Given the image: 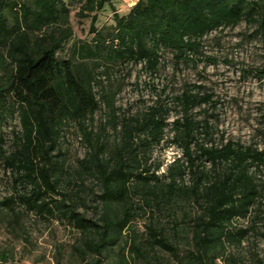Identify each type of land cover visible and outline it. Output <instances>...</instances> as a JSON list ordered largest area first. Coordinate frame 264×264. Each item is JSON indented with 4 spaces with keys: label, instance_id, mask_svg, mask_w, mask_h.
Segmentation results:
<instances>
[{
    "label": "trees",
    "instance_id": "1",
    "mask_svg": "<svg viewBox=\"0 0 264 264\" xmlns=\"http://www.w3.org/2000/svg\"><path fill=\"white\" fill-rule=\"evenodd\" d=\"M108 1L85 0L77 16H90L94 37L73 43L71 57L58 60L57 52L72 36L66 2L0 0V116L14 111L18 119L11 149L0 148L3 166L12 171L15 194L0 206L13 212L18 201L25 211L45 220L57 216L68 220L79 232L74 250L83 264H164L154 255L156 250L176 264H215L226 241L239 242L246 232L232 230L233 220L246 217L264 198V181H257L250 171L264 164V151L229 139L206 144L212 140V126L206 117L195 119L192 110L211 102V96H201L198 90L185 89L175 97L179 115L170 123L167 107L158 102L118 123L113 96L101 95L111 110L112 128L119 126L106 153L107 143L84 123L100 107L92 85L101 62L142 63L156 73L162 52L171 53L176 62L186 61L211 31L247 20L258 22L264 32V0H136L123 15ZM106 4L113 12V26L99 32L95 12ZM89 64L93 67L88 69ZM67 121L78 125L91 149L80 160L76 171L80 181L76 177L79 183L74 185L82 187L83 173L94 178L98 186L94 217L78 211L79 192L58 189L63 166L54 152H59L61 128ZM168 126L183 160L174 159L157 175L146 166V156L161 143ZM186 170L189 184L184 182ZM138 196L147 207L173 203V218L180 202L200 207L186 225L190 248L185 253L151 220L144 223L143 237L132 229L143 210ZM174 228L177 234L178 224ZM116 247L115 258L103 263L104 253Z\"/></svg>",
    "mask_w": 264,
    "mask_h": 264
},
{
    "label": "rangeland",
    "instance_id": "2",
    "mask_svg": "<svg viewBox=\"0 0 264 264\" xmlns=\"http://www.w3.org/2000/svg\"><path fill=\"white\" fill-rule=\"evenodd\" d=\"M69 8L71 38L57 52L58 60L71 57L73 43L91 42L94 35L89 32L90 16L79 18L77 12L85 0H64ZM136 0H109L119 15L126 14ZM95 28L107 31L113 26L112 10L108 4L95 12ZM162 65L156 73L143 68L142 63L118 64L101 62L94 71L93 91L100 101L99 109L85 121L87 130L106 142L104 152L113 143L119 126L112 128L111 110L101 99V95L113 96V108L117 122L123 117L155 105L157 102L168 109L170 123L179 108L175 97L183 90L190 89L202 95H210L211 102L195 107V119L206 117L212 126V140L206 144L215 145L232 140L244 146H252L264 151V32L258 22L242 20L236 26H228L211 31L203 37L199 51L186 61L176 62L168 51L162 52ZM76 60V58H75ZM74 60V61H75ZM79 61V60H78ZM76 62V61H75ZM74 62V63H75ZM93 64L88 65V69ZM18 127L16 112L6 111L0 116V148L11 149L12 131ZM170 126L165 128L161 143L152 148L146 156V166L157 175H162L166 167L179 158L183 160L180 148L171 141ZM58 155L63 170L59 191L79 192L77 208L86 217H94L98 186L90 174H81L82 187L78 174L80 160L90 152L80 128L72 121L63 124L58 142ZM159 165L158 170L155 166ZM206 169L208 162H203ZM250 171L257 181H264V164ZM78 178L79 181L75 180ZM76 181V182H75ZM184 182L189 184L190 175L185 171ZM21 192L22 189L18 188ZM12 171L3 166L0 155V201L13 196ZM143 210L132 222V229L145 236L144 223L155 222L164 229V234L178 244L181 254L190 248L189 219L200 210L196 204L181 205L173 218V203L160 207H147L137 198ZM82 202V203H81ZM258 207L259 209L257 210ZM14 211L0 206V254L5 260L0 264H83L74 247L79 243V232L72 224L62 218L45 220L33 212L25 211L18 201ZM143 211V212H142ZM186 214V215H184ZM151 220V221H150ZM178 224V233L174 225ZM184 229L181 230V228ZM232 230L245 229L244 236L238 241H226L215 264H264V198L259 199L246 217L233 220ZM128 231V230H127ZM184 231L188 233H184ZM117 247L103 256V263L115 258ZM164 264H176L170 256L156 250L155 254Z\"/></svg>",
    "mask_w": 264,
    "mask_h": 264
}]
</instances>
